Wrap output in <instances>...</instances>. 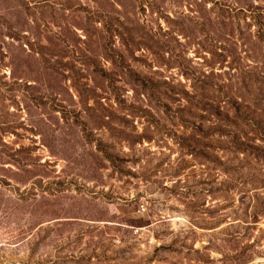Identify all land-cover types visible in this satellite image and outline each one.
Listing matches in <instances>:
<instances>
[{
  "label": "rangeland",
  "instance_id": "1",
  "mask_svg": "<svg viewBox=\"0 0 264 264\" xmlns=\"http://www.w3.org/2000/svg\"><path fill=\"white\" fill-rule=\"evenodd\" d=\"M0 264H264V0H0Z\"/></svg>",
  "mask_w": 264,
  "mask_h": 264
}]
</instances>
